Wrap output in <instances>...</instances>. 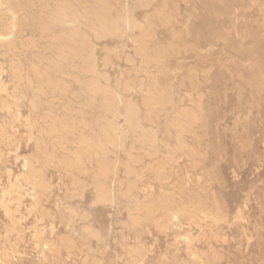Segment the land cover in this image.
<instances>
[{"label": "bare ground", "instance_id": "obj_1", "mask_svg": "<svg viewBox=\"0 0 264 264\" xmlns=\"http://www.w3.org/2000/svg\"><path fill=\"white\" fill-rule=\"evenodd\" d=\"M35 1L37 4L43 2ZM52 1L56 3L55 8L47 10V18L44 19L42 14L33 12L34 3L30 6L21 0H0V54L7 62L0 65V165L7 163L10 153L16 151L18 140L23 139L33 147L32 154L21 159L22 169L16 175L9 169L5 171L7 179L0 192V206L5 209L7 221H11L10 226L7 223V228L17 233L15 246L22 242L21 237L28 232L33 247L26 250L24 246L21 250L13 251L11 256L5 253L7 250L0 253V264H61L63 250L67 256L74 257L71 264H145L147 249L141 242L144 225L151 223L163 233H180L185 222L181 219L186 209L170 203L163 193L154 197L152 189L146 187L142 189L144 198L140 200L138 194L143 184V174H154L157 181L163 184V171L167 166L174 165L175 153L181 151L188 155L192 152L186 139L198 142L195 125L203 127L201 103L188 97L191 102L189 108L183 102L178 104L172 110L176 120L165 124L166 135L161 139L156 137L155 124L158 123L154 120L155 113L170 102L166 86L158 82L167 49L157 47L149 50L148 42L154 35V23L152 25L150 20H144L146 18L137 19L133 9H153L152 14L146 11L143 15L150 16V19L161 16L165 23L169 16L164 12L162 0H134L131 7L125 3L115 19L113 16L107 17L111 11L104 0L95 2L97 9L92 8L93 5L91 8L81 7L84 0ZM50 4L52 7L53 3ZM50 4L46 3L45 8H49ZM52 26L59 30L57 32L53 27L57 34L52 37L58 45H54L52 59L48 66L46 64L47 69L42 71L44 51L41 52L40 42L33 37L37 34L40 40ZM82 26L92 32L96 39H124L131 48L125 60L130 63L137 61L144 67L152 64L155 71L150 73L144 70L142 78L128 81L124 72L119 70L115 80L111 81L108 68L115 57L111 56L113 49L106 47L100 55V63L96 64L93 45L85 32L81 31ZM30 29L34 30L35 35L23 41V34ZM49 36L46 38L49 39ZM35 50L38 52H32ZM29 51L33 53L35 61L26 57ZM57 73L60 77L51 76ZM3 75L7 76V80H3ZM67 78L72 79L76 89L68 85ZM45 89L62 94L68 103L74 100L72 98H79L83 108L74 112L65 106V113L63 111L61 117L52 116L42 99ZM126 91H131L134 97L125 100ZM62 100H59L60 103ZM25 103L30 105L34 115L30 119L22 118L20 113L19 108ZM20 128L24 135L20 134ZM127 139L129 148L125 149ZM160 146L166 149V161L162 165L137 171L134 165L140 164L144 158L155 156ZM115 151H122L126 158L121 165L124 181L120 182L116 181L120 163L115 158L112 165L110 158V153ZM48 168L55 171L62 185L64 180L67 183L65 194L55 197L54 209L45 207L54 189L49 183L51 180L48 182L44 175V170ZM11 192L30 198L26 209L27 214L33 217L31 229L20 225V221H25V215L17 213L18 217L15 216L16 210H13V215L10 214L7 205L12 201L9 198ZM99 206L103 209H122L127 213V219L121 222L120 239L116 241L121 254L115 251L113 256H108L111 248L109 240L116 233L107 216L98 217L96 214ZM194 211L207 215L201 209ZM209 216L215 219L212 214ZM56 221L65 228L62 236L55 233ZM15 224L16 227H13ZM125 228L131 229L138 241L136 245L130 244L127 232H123ZM47 229L51 238L45 236ZM124 256L128 257L127 263L122 261ZM169 259L166 255L160 256L158 264H178L177 260Z\"/></svg>", "mask_w": 264, "mask_h": 264}, {"label": "rangeland", "instance_id": "obj_2", "mask_svg": "<svg viewBox=\"0 0 264 264\" xmlns=\"http://www.w3.org/2000/svg\"><path fill=\"white\" fill-rule=\"evenodd\" d=\"M162 1L165 4L164 12L169 16L165 23L161 16L150 19V16L143 15L146 11L153 12V9H133V15L137 19L146 18L144 20H150L152 25L154 23V35L148 42L149 50L157 47L167 49L158 82L161 86H166L170 102L155 113L154 120L158 123L155 124L156 137L161 139L166 135L165 124L176 120L172 110L178 104L183 102L185 107L191 106L188 97L201 103L204 119L202 128L195 125L198 142L190 138L186 139L187 146L192 152L188 155L181 151L175 153L174 165L167 166L163 171V184L157 181L154 174H143V184L138 194L140 200L144 198L142 189L146 187L152 189L154 197L163 193L170 203L186 209V216L184 214L181 219L186 223L184 222L180 233L173 234L170 231L163 233L151 223L144 225L141 242L147 249L145 264H158L160 256L163 255H166L168 259L171 258L169 261L177 260L178 264H195L196 262L200 264H264V0ZM21 2L30 6L34 3L33 12L42 14L44 19L47 18V10L54 9L56 4L52 0H43L40 4H37L35 0H21ZM95 2L97 3L98 0H84L81 7L91 8L93 5L92 8L97 9L98 5ZM104 2L110 6L111 12L107 17L113 16L115 19L123 4L127 3L131 7L135 1L104 0ZM46 3H53L52 7L50 4L49 8H45ZM53 27L57 32L59 31L58 27L52 26L48 34L42 35L40 40L36 37L37 34L33 37L42 45H40L41 52L44 51L42 71L47 69V63L52 59L54 45H58L53 39L57 34ZM81 31L85 32L93 45L96 64L100 63V55L104 53L106 47L113 49L111 56L115 57L112 58V65L108 68L111 81L115 80V76L120 71L124 72V77L128 81L142 78L144 70L150 73L155 71L152 64L144 67L137 61L130 63L125 60L131 48L124 39L114 41L96 39L84 26ZM25 34H23V41H28L33 36L34 30L30 29ZM45 36H49L50 40ZM26 55L30 61H35L33 53L29 51ZM6 63V59L0 54V65ZM51 76L58 77L59 74ZM3 80H7V76L3 75ZM71 80L67 78L68 85L76 89ZM5 84L9 85V82L5 81ZM45 94L42 99L52 116L61 117L65 113V106H69L74 112L83 108L79 98L71 96V100H74L68 103L66 97L60 93H52L45 89ZM133 97L131 91H126L124 94L125 100ZM59 100L62 102L60 103ZM19 109L22 118L34 117L28 103L23 104ZM95 112H97L96 109ZM19 131L21 135H24L22 128ZM128 148L129 139L125 142V149ZM32 151L31 143L27 145L25 140H18L16 151L10 153L7 163L0 165V192L7 179L5 171L9 169L16 175L22 169L21 159L29 157ZM166 155V149L160 146L155 156L144 158L134 167L140 171L149 166L162 165L166 161ZM16 157L19 158L15 160ZM110 158L112 165L115 158L120 163V165L117 164L119 166L116 181H124L121 166L126 159L124 153L111 152ZM48 169L44 170V175L48 182L51 180L49 183L54 189L45 207L54 209L55 197L65 194L67 183L64 180L62 185V180H58L55 171ZM123 185L125 187V182ZM9 196L12 198L7 205L10 214L13 215V210H16L15 216L18 217L19 213L25 215V221H20V225L31 229L33 217L27 214L26 209L31 202L30 198L25 196L23 198L15 192H11ZM22 203L25 206H22ZM109 208L103 209L99 206L96 214L98 217L107 216L110 226L116 233L109 240L111 248L108 256H113L115 251L122 253L116 241L120 239L121 222L127 219V213L122 209ZM195 209L206 211L207 215H200L194 211ZM0 210L2 223L0 238L4 239H0V253L7 250L5 253L11 256L13 251L21 250L24 246L26 250H31L33 244L32 240H29L28 232L21 237L23 243L20 242L18 246H15L17 233L7 228L11 221H7L5 217L7 214L2 206ZM209 214H212L216 220L210 218ZM190 215L193 218L187 223L191 218ZM54 226L57 235L65 234L63 225L56 221ZM13 227H16V224ZM125 229L123 232L125 234L127 232L130 244L136 245L138 241L130 232L131 229ZM10 230L12 235L9 233ZM49 233L50 230L47 229L45 235L47 238L52 237ZM66 254L64 250L61 252L60 263H73L74 257ZM122 261L127 263L128 257L124 256Z\"/></svg>", "mask_w": 264, "mask_h": 264}]
</instances>
